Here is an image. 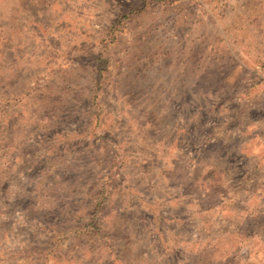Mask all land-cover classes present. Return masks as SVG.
I'll return each mask as SVG.
<instances>
[{"label":"rangeland","instance_id":"374dc122","mask_svg":"<svg viewBox=\"0 0 264 264\" xmlns=\"http://www.w3.org/2000/svg\"><path fill=\"white\" fill-rule=\"evenodd\" d=\"M0 264H264V0H0Z\"/></svg>","mask_w":264,"mask_h":264}]
</instances>
